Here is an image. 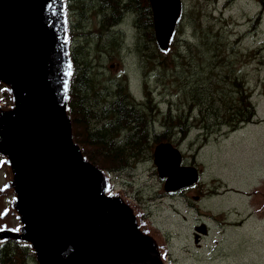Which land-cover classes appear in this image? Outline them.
<instances>
[{
	"label": "water",
	"instance_id": "obj_1",
	"mask_svg": "<svg viewBox=\"0 0 264 264\" xmlns=\"http://www.w3.org/2000/svg\"><path fill=\"white\" fill-rule=\"evenodd\" d=\"M161 1L168 4L162 12ZM67 2L0 0V88L7 98L0 103V247L25 245L35 264H169L163 234L75 139ZM150 5L157 44L167 50L182 0ZM153 158L166 193L200 182L199 169L184 166L172 143L159 144ZM252 195L250 206L264 219V182Z\"/></svg>",
	"mask_w": 264,
	"mask_h": 264
},
{
	"label": "rangeland",
	"instance_id": "obj_2",
	"mask_svg": "<svg viewBox=\"0 0 264 264\" xmlns=\"http://www.w3.org/2000/svg\"><path fill=\"white\" fill-rule=\"evenodd\" d=\"M182 1L184 17L178 39L181 43L185 39L191 40L198 46L200 38L194 39L192 34L201 21L205 25L211 23L219 32H226L229 51L237 48V53L231 54L236 64L234 70L236 76L244 80L247 92L252 93L255 119L236 131L217 130L208 139L199 134L193 128V121L189 120L192 126L189 139L177 146L179 138L176 137L173 144L183 153V165L195 166L201 172V180L195 187L175 195L166 193L153 157L151 161L138 164L130 173L110 174L112 185L117 190H124L141 206L146 218L166 241L169 240L170 264H264V219H260L250 206L252 191L264 182V0H241L232 4L230 11H225L226 22L216 18L226 0H216V4L213 3L215 0ZM240 10L241 19L237 16ZM195 11L201 18H195ZM213 17L216 25L211 22ZM71 20L75 35L81 37L79 46L81 42L85 43L80 66L84 67L86 61L91 62L92 74L94 77L99 74L100 84L128 77L138 103H143L140 102L142 99L146 101L145 68L140 69L141 62L137 57V31L133 18L113 27L114 32H120V38L118 51L112 57L107 44L111 42L113 32L103 33L102 18L97 10L90 12L85 34L79 33L78 29L83 30V27L77 23L75 15H71ZM121 33L125 34L124 43ZM240 34L241 43L233 45ZM100 46L102 53L99 54ZM179 51L192 61L197 53L185 46H180ZM112 65L116 67L112 68ZM170 66L169 69L175 68L173 74L158 83L151 78L149 89L161 112H168L172 101L177 108L173 112L176 115L180 111L179 98L174 95L176 87L196 70L190 74L191 67L184 60L170 63ZM193 77L196 76L193 74ZM2 92L0 88V103L7 100ZM183 111L186 112L187 107ZM228 111L224 108L225 115L221 117L218 110L216 116L208 118L209 123L215 125L226 120ZM161 117H157L158 125ZM3 180L0 169V183Z\"/></svg>",
	"mask_w": 264,
	"mask_h": 264
},
{
	"label": "trees",
	"instance_id": "obj_3",
	"mask_svg": "<svg viewBox=\"0 0 264 264\" xmlns=\"http://www.w3.org/2000/svg\"><path fill=\"white\" fill-rule=\"evenodd\" d=\"M213 3L216 4V0ZM69 10L83 27V30L78 29L79 33H83L87 27L90 12H99L103 33L113 32V38L107 44L111 57L118 51L117 42L120 38V32H114L113 27L122 25L132 17L137 31L136 52L141 62L140 69L145 68L146 78V101L140 100L143 103H138L131 92L128 77L108 83L102 81L100 84L99 74L96 77L92 74L91 62L86 61L84 67L80 66L85 43L81 42L80 47L78 42L81 37L73 32L72 55L76 73L72 86L71 114L75 139L88 159L104 167L109 174L132 172L138 164L151 161L157 145L173 144L176 137L179 138L177 146H180L190 137L192 126L189 120L193 121V128L208 139L217 130L227 128L236 131L255 119L256 106L252 93L247 92L244 80L237 77V71L234 70L236 64L231 54H236L237 48L229 51L226 32H219L211 23L205 25L201 21L195 28L192 38H200L198 46L186 39L181 43L178 38L182 32L183 14L169 49L162 50L156 41L150 0H70ZM194 14L195 18H201L196 11ZM211 22L215 24V17ZM124 35L121 33L122 38ZM237 43H241V34L233 45ZM180 46L195 50V59L192 57V61L182 54ZM100 51L99 54L102 53L101 46ZM178 60L189 63L190 74L196 71L187 75L184 82L176 87L174 95L179 98V113L173 114L177 108L170 101V110L164 114L154 104L149 81L152 78L158 83L169 78L175 70L169 69L170 63ZM193 74L196 77L191 78ZM117 76L120 77V74ZM186 107L187 111L184 112ZM224 108L229 110L228 118L211 125L208 118L216 116L218 110L223 117ZM160 115L162 117L158 125L157 117ZM136 200L139 201L138 198ZM0 264H35V261L27 246L8 243L0 247Z\"/></svg>",
	"mask_w": 264,
	"mask_h": 264
},
{
	"label": "bare ground",
	"instance_id": "obj_4",
	"mask_svg": "<svg viewBox=\"0 0 264 264\" xmlns=\"http://www.w3.org/2000/svg\"><path fill=\"white\" fill-rule=\"evenodd\" d=\"M159 1V0H158ZM166 6H168V4H164V2L161 1V7H160V12H162V9L166 8ZM157 13V12H156ZM158 18L160 20V22L158 23L157 25V29H159V26H160V23L162 22V19H161V15H158ZM156 35V34H155Z\"/></svg>",
	"mask_w": 264,
	"mask_h": 264
},
{
	"label": "flooded vegetation",
	"instance_id": "obj_5",
	"mask_svg": "<svg viewBox=\"0 0 264 264\" xmlns=\"http://www.w3.org/2000/svg\"><path fill=\"white\" fill-rule=\"evenodd\" d=\"M111 67H112V68H115V67H116V65H112ZM171 195H175V194H171Z\"/></svg>",
	"mask_w": 264,
	"mask_h": 264
}]
</instances>
